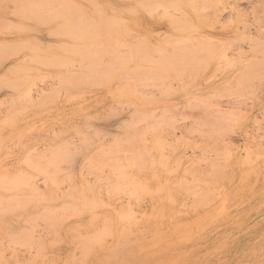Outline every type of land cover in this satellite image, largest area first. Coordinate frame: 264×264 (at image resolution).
I'll list each match as a JSON object with an SVG mask.
<instances>
[{
    "label": "rangeland",
    "instance_id": "374dc122",
    "mask_svg": "<svg viewBox=\"0 0 264 264\" xmlns=\"http://www.w3.org/2000/svg\"><path fill=\"white\" fill-rule=\"evenodd\" d=\"M11 1L12 2L10 3L9 0L7 2L6 0L5 1L0 0V5L3 4L1 5L2 7H0V19L1 20L3 19L4 21L3 20L2 21L3 23H5L9 15L11 17H9V19L6 21L5 24L7 25V27H10L13 24L12 28L10 27L11 29L10 28L8 29L5 24L1 23L2 21L0 20L1 21L0 30L2 28L4 29V31L2 32L0 31L1 32L0 44L6 46L7 45L6 43H9L10 46L14 45L17 47L21 45L22 47L21 42L22 43L30 42L34 45L35 41L33 40L39 39L40 43L39 41L36 42H38L42 47L37 43L38 45L35 44L37 46L34 47L30 46V48L32 47V49H30L29 46H27L26 48H29L30 52L31 50L34 51L35 49L33 50V48L35 47H38L40 51L47 50L46 52L47 54L43 53L42 55L43 57H45V55L47 57V55L49 54L48 52L51 51V47H53L54 44L56 46L59 43L57 45L59 46L60 43L63 44L66 43L70 45V46L67 45L70 48H72L71 47L72 45L73 46L76 45L75 41L77 40L74 41L75 43L71 42L74 40V38L73 40H68V37L65 38V36H67L68 34V33L66 34V31H65L66 35L64 37H62L61 35H55L57 34L56 33L57 30L59 31L61 26V25L59 26V29H56L58 28L57 25L65 23L69 18H71L70 16L74 17L76 20L78 19L77 17L73 16V14L70 15L71 13L69 12L70 10L69 8L66 9L70 13L69 14L70 16H68L67 11H65L66 10L65 6H67L66 4H68L67 1H72V0H63V1L61 0L64 4V7L62 6V2L60 0H57V3H55L56 0L54 1L46 0L47 3L45 0H41V3L43 2L44 4L45 2V4L47 5L46 6L47 9L45 5H41L40 0H37L39 2L36 3L34 2L35 5H37V3L38 5H40V7L37 5L36 6L37 8L32 5L33 3L32 4L30 3L31 0L30 1L21 0V2L20 0H11ZM73 1L74 2L77 1V3L70 2L73 3L72 5L76 4L77 6L79 5H81L82 7L85 6V9H87L88 5L92 6L90 4H87L88 1L87 3H85V1L82 3L81 1L83 0H73ZM107 1H111V0L90 1L92 3H95L96 7L99 6L98 8L100 9L93 8L94 6L92 8L88 7V9L91 8L87 12V14L89 15L87 16L88 19L90 16L92 18V15H90L91 13L95 14L92 11H95L97 9L100 11L97 10L98 15L96 14L93 15L94 20L92 19L93 20L92 21L90 19L91 23H89L90 25H88V27H87L88 23H85L86 28L84 26L83 27L85 29H90V30L92 29V27L93 28H95V26L97 27L98 25L96 23L98 22V18L96 16H100L101 13H103L102 15H106L104 17V20L105 19L107 20L108 17L110 16L108 20L113 24L110 25V22H108V20L107 22L106 20L103 21V24L109 25V26L106 25L107 28L104 30L108 29L109 31V29L112 28V30L118 31L119 25L123 23L125 27L124 25L123 26L120 25V27L121 28L124 27L123 30L127 28L126 31H129L126 32V31H122L121 28L119 29L122 35L128 33L126 34V36L124 35V37L121 35L123 41L125 40L126 42L123 43V41L121 40L124 46L119 47L115 45V39L113 38L118 35L119 31L116 32L111 30L112 32H114L112 34H114L115 36L111 35L112 38H108V42L104 41V47H106V45L107 47L109 45H111L112 47L111 46L108 47L109 50H107L106 47L107 52L104 49L105 51H103L102 55L101 53L98 54L101 56L95 55L94 54L95 48L87 44L86 45L87 50L84 48H80L84 50L79 51L82 52L81 53L82 55L79 57L77 54L78 51L76 50L77 48H75L76 47L75 46L73 49L74 51L76 50L77 53L75 51L74 54H71V56H73L71 57L68 55H70V53H73L72 49L69 50L68 47H65L66 44L64 47L62 44L60 46H62L65 49L68 48V50L66 51L70 53L64 50V52L66 53L63 54V52L61 53V51L63 50L58 51L57 50L58 48L54 49L55 48L54 46L53 50H55L56 52L52 51L50 55L47 57V59L51 58L52 57L51 55L55 52L58 56H56V54H53V56L55 55V57H59L58 60L61 59L62 57L63 60L66 59L67 57H68L67 59L69 58L72 59V60L69 59L70 61L67 60L71 64H68V62L66 61L62 63L63 60H61L62 62L60 60L59 61L56 60V63L54 64H57V66L52 63L51 64L52 66L54 65L57 68L56 67L44 68L42 66L40 67L39 65H42L44 61L41 63V60L43 59H40L41 57L39 56H41L42 53L39 54L40 51L38 50L39 51L38 53L35 52V54H37L36 55L37 57L35 58H38V60L40 59L39 64L35 63L40 67L38 68V66L28 63V61L31 63L37 61L36 59H35L36 61L33 59L34 58L32 56L33 52L32 53L28 52L27 51L28 49L22 50L21 53L19 52L18 55H16L17 57L13 56L15 54V50H17L16 47L15 50L13 49L14 51H12V53L9 55V56L12 55L11 56L12 58L9 59V57L8 58L5 57L3 59L5 61L2 60L0 61V77H5L6 78L5 81L7 82L6 84L4 82V78L3 79L0 78V81L3 80L2 82H0L1 85L2 86L4 85L3 87H1L0 85L1 87L0 89L2 90V91L0 90V107H1L0 121L4 119L2 120V122H0V134H1L0 135V161H1L0 172L2 171L0 175V179L2 182L0 181V183L4 184V181H6L5 178L6 175L5 176L3 175L6 172L12 171V173L15 174L17 172L15 170H18V172L19 170L20 171L25 170L23 169V167L26 168L25 167L26 165L24 166V164L26 163L25 155L27 154L28 150L32 151L31 153L28 151V156L26 158L28 159L27 160L28 163L30 161L29 159L33 158V160H36L35 158H38L40 152L41 154H44L43 152L47 151V153H45V156H47L49 159V157L51 156H52L51 158H55L53 157L55 156L53 154L58 151L57 157H60V160L58 158V161L61 162L58 163L56 161L57 163H55L53 161L55 159L48 160L45 158L46 160L45 159L44 160L45 162H50L49 163L50 166L48 168L51 171L52 170L56 171L57 167L59 166L58 167L59 170L65 168L64 171H66V173L62 169V171L65 174H67V170H69L67 169V167H69L71 164L70 165L68 164L70 163L69 159H68L69 162L68 161L66 162L67 157H65V159L61 158L63 155H61L60 151L62 152V154H64L63 152H65L64 156L66 154L69 155L70 153L75 151L74 155H78V160L77 157L75 156V160H77V162L75 161L76 164L72 162L74 165L73 167L76 168V165L80 163V165L77 166L80 168V166H82L80 161L82 160V164H83L85 158L86 161H84V165L86 163V168L81 170L82 177L81 175L80 177L78 176L80 174L79 169H77L78 171H75L74 168L73 170V172L75 171L74 174L75 175L78 174V175L74 176V178L76 179L73 180L75 182L77 181L79 185H80L79 181H81L79 180V178L84 180V182H86V191H87V186L88 187L92 186L94 187V189H97V186L98 188L100 186V189L93 191L94 192L93 196L91 195L92 192L90 193L88 188V193L86 192V197L90 196L89 208L91 210L87 208L88 205L86 209H88L93 214L98 213L99 217H101L104 214V212L107 210L106 206L109 207L110 205L113 208L111 209V211L114 215V216H110L111 218H113L112 220H114V217L115 219H118L117 217L118 215L119 217L122 218V214L120 215L121 209L127 210V214L123 215V218L126 219L125 222L124 220L121 219L123 223H119L121 225L120 227L123 229L122 232L121 230L120 232H118L117 228H115L116 226L112 228L110 227L111 224H112L111 226H113L114 224L113 221L112 223H110V225H108L109 227L107 226V224L109 223H106L105 221L109 219V214L112 215L109 208H108L109 214L105 215V219L106 217L107 219L105 221L103 220L100 221V219L102 218L104 219V217L98 218V221H100L101 223L98 222L99 225L94 224L95 226L91 223V221L95 217H92L93 219L90 220L89 216L92 215L91 213L89 214L87 213L86 225L92 228L86 226L87 228H89L86 229V237H82L81 239H86V242H88L87 244H89V245L86 244V251L88 248L92 250L88 253H91L92 256L91 262L93 264H124L128 260L140 256V254L144 252L142 251V248H144L146 245L150 243L151 244L154 243L155 245L153 244H152L153 246L150 245L151 246L150 250L148 247L144 249L145 250L148 249V252L149 251L152 252H150L149 255H146L145 258H143L138 264H178V263L179 264H264V70H263L264 69V60H263L264 59L263 56L264 55V49H263L264 48V44H263L264 43L263 41L264 40L263 37L264 36V8H263L264 4L261 3L264 1L240 0L239 2L238 0L236 1L221 0L220 2L221 4L217 3L218 5L220 4L219 7L222 5L220 8L218 7L221 10H219L218 8L216 9L209 8L210 11L207 9L209 11L208 12L205 9V7L199 6V13H197V15L194 14L185 15L177 12L176 9L174 8H166L167 6L165 7L163 5H162L163 7H160L161 5H159L160 9H158V12L157 11H156L157 13L154 12L156 13V15L149 14L154 16L153 17L154 19L152 18V16L150 17L148 14L146 15L145 13H139L140 15L138 16L136 13L135 14L136 18L133 15L134 13H132L131 16V14H129L128 12H123V13L124 14L128 13L130 16H127L128 14L127 15L125 14V16H123L124 14L120 12L118 15V11L116 12V10L114 9L115 6L118 9H125V7L130 5L129 1L127 2L121 1L122 2L121 3L119 2V0L118 2L112 0L111 2H109V4L111 5L113 2L112 4L113 6L109 5L108 7H107L108 5ZM17 2L19 4H15ZM27 2L30 4H28ZM48 2H49V6H48ZM20 3H22L23 7L21 6ZM11 4H13V6ZM70 5L67 7H70ZM258 5L260 6L258 7ZM19 6H21L20 9ZM100 6L105 8H102ZM28 7L31 9H29ZM59 7H61V9H59ZM200 7L202 8V10ZM41 8L42 9L44 8L43 11H40L42 10ZM110 8L113 11L115 10L114 15H112L113 12L111 13ZM23 9H25L26 11ZM53 9L58 11V12L54 11V14L55 15L59 14L57 18L61 17L60 20L61 22L63 21L62 23L60 22V20H55L56 18L54 19L55 17L53 16L54 14L50 13V11H53ZM82 9L85 12V9L84 8ZM170 9L171 10L173 9L175 12L171 11ZM11 10L12 13L10 12ZM13 10L15 15L13 14ZM44 10H47V12ZM70 11L73 12L74 10L72 11L71 9ZM101 11H104L106 14ZM160 11H162L163 13ZM205 11L207 12L205 13ZM251 11L254 12L255 14H253ZM16 12L18 13L20 12L22 15ZM41 12H42V16L40 15L38 16V14H41ZM43 12H46L45 13L46 17ZM238 12L241 14V17L237 15ZM241 12L243 13V15ZM259 12H263V14ZM47 13L48 15L49 13L51 14L49 15V18H51L50 16H52L53 18L52 20L50 19L51 25L48 24L49 22L46 23L47 21L46 22L44 21V18H46L45 20L49 19ZM4 15L7 18L6 17L3 18ZM64 16H67V18L68 17L69 18L65 20L66 18H64ZM200 16L203 19H200L199 18ZM39 17H42L43 19ZM121 17L122 18L125 17V19L128 20L124 21L125 19L124 20L119 19ZM131 18L133 24L132 22H130L131 20H129ZM33 19L34 20L37 19L36 20L38 22L37 24H39V19L40 20L42 19V21H44V23L46 24L45 25L40 21L42 24L46 26L45 27L44 25L42 26L40 24L42 30L39 25L38 26L34 25L37 28L40 27V30H38L39 28L37 29L35 27L36 28L35 32L38 30L36 32L37 33L36 35H34L33 31L29 32V29H32L34 27L33 24H36L35 21L33 22ZM88 19L86 20V22L88 21ZM71 20H73V18ZM79 20H83V19H79ZM121 20H123L124 22H121ZM208 20L209 22H207ZM8 22L9 24H7ZM69 22L70 19L68 20L67 23ZM81 23H83V21ZM99 24H101V22ZM91 25L93 26L90 27ZM16 27L17 28L21 27L20 30L22 33L20 32V30H18L19 28L16 29ZM54 27H56L55 28L56 31L53 34V32H49V31H52ZM66 27L68 28V26ZM66 27L64 28L63 26H61L60 29L61 32L60 31L59 32L64 33V29H67ZM75 27H77V23L75 24ZM13 28H15L16 31H14L15 29ZM84 28L81 27V29L85 30ZM6 29H8V31H5ZM95 31L97 32L98 30ZM120 32L119 34H121ZM188 36H191L190 38L198 40L197 42L191 40L194 42L190 44L191 49L189 48V50L191 52L188 50L190 52L188 53L187 50L185 49V53H188L189 55L188 58H189L190 55L192 54V50L196 52L199 51V53L193 52V55L196 54L194 58L195 57L197 59L199 58L197 61H199L198 63H200V66L198 65V63L197 64L195 63L196 59L194 60L195 61L193 63L194 65L190 60L188 62L189 63L188 66H192L194 67V69L196 65L202 68V69H198L197 67V70H195L198 71V73L196 72V74H200L199 76L195 75V71L194 69H192V67L191 69L194 72L188 71L187 74H185L187 71L185 73L179 72L178 76H176V74L174 75L173 73L171 74L168 73L170 76H166L167 73L165 72H162L164 73V75L166 74L165 76L163 75L161 76L162 73L159 74L160 76H123V75L120 76L122 70L117 66L116 63L117 56L119 54L129 56L131 50H133L132 49L133 46L137 45V43L142 42L143 40L144 42L145 40H149L153 42L152 41L153 39H154V43L171 41L173 43V46L170 47L168 50L170 52L172 51V53H175L176 51L179 50L181 51V49L178 47L180 40ZM34 37H36L37 39L36 38L33 39ZM236 37L237 39H235ZM116 38H118V36ZM149 41L147 43H149ZM46 42L48 44H46ZM198 42L200 44V48ZM78 43L79 42H77V44ZM196 43L198 44V46H196L197 45ZM201 43L202 44L204 43L203 46L201 45ZM145 44L146 42L144 43V45ZM222 44L225 45L223 46ZM192 45L196 47L195 48L196 50L193 49L194 47ZM12 46L11 48H13ZM46 46L50 48L45 49ZM24 47L25 45H23V49H25ZM62 47L59 49H62ZM217 48H220V50L219 49L216 50ZM224 49L227 51L228 54L226 52L222 53L223 51H225ZM1 50L0 52L4 51ZM6 50L8 49L6 48ZM85 50L87 52L89 51L91 54L94 55L92 57H87V53L86 55L85 53H83V51L86 52ZM183 51L184 49H182V52ZM211 51L212 52L214 51L216 55L217 53L226 54V56H228V59L229 56L231 59L235 58L232 59L234 60V63L229 65L231 62H233L231 61L228 64L229 66L227 65L225 67L224 65L226 64L224 63L228 62V60L226 59L227 57L225 58V56L223 55L222 56L217 55L220 57L218 58L216 56L217 58L216 61L218 62V64L214 62L209 66V68L206 69L204 67L206 64L204 65L205 62L203 61V59L206 57V59L204 60H207V58L211 56L209 55L212 53ZM104 52L109 55L105 56ZM156 52L158 53V51ZM214 52L212 53V56ZM159 53L153 55H155V57L158 58ZM75 54H77V57L74 56ZM237 54L242 56H238ZM28 56L30 57L29 60L28 58H26ZM254 56H256L255 58L258 59H255ZM185 57H187V55L184 56V58ZM0 58H2V56H0ZM188 58H186L187 59L186 62L188 61ZM223 58H225L226 60H224ZM23 59L24 61L22 62ZM93 59H95L97 63H95V61L92 62ZM105 59H107L108 61L107 60L105 61ZM18 60H20V62H16ZM82 60H83V65L86 68L87 66L88 67L93 66L92 68H90V71L85 70L86 69L85 67H82L83 71L82 70L78 71L77 68L81 69V66H79V62L82 63ZM99 60L103 61V64ZM247 60H250V62ZM254 60L256 62H259L258 67L256 63L254 65L251 64L252 66H250V63L255 62ZM51 61H55V60H51ZM71 61L72 62L75 61L76 64L72 63ZM59 62H61L62 65ZM99 62L101 63L100 65ZM244 62L247 64L246 66H248V68L244 66L245 64ZM66 63L68 64V67H65ZM177 63H179V61ZM188 63L185 64L187 65ZM219 63L222 64L220 65ZM18 64L20 65L23 64L21 65L23 66L21 68L25 69L24 71L25 73L28 71V69H30L29 67H31L32 69L33 68L40 69V71L37 70L39 72L37 73L35 69H34L35 72H33L34 70L32 71L30 69L33 73H31V71L29 73L28 71L27 74L28 76L26 75L27 78H30L29 76L32 77L31 79L28 80L26 76H23L25 75L23 74L24 73L23 71L22 74L21 73L17 74V72H19V70L21 69L19 68L20 65L18 66ZM58 64L61 65L62 67L59 66ZM46 65L47 67H49L48 64ZM71 65L72 67H74V69L69 67ZM95 65L100 67H96L95 69ZM106 65L107 68H109L110 70L108 71L106 70L107 69L105 68ZM108 65L111 66V68ZM186 65H184V68H186ZM255 65L256 68H254ZM181 66L182 65H180L179 68L177 66L176 67L178 68L179 71L182 70L184 71V69L181 70L182 68ZM218 66L219 67L222 66L220 70L221 71L223 70L222 72L223 74L221 73V71H219ZM112 67H114V69ZM245 67L247 68L246 71L244 69ZM249 67L250 68L253 67L251 68L252 72L250 71ZM17 68H19V70H16L17 72H14V70ZM66 68H68L69 70H67ZM101 68H103V70H105L106 72L103 71ZM94 69L96 70L95 71L96 73L100 72V74L98 73L99 74L98 77H96L97 75L96 76L92 75L96 78L94 77L91 78L92 76L90 77V75L93 73L91 71H94ZM100 69L103 71L102 73H104V75L101 73ZM112 69L115 71H113ZM5 70L6 71L8 70L7 71L8 73ZM70 70H72L71 74L73 70H76L77 73L79 72V76L83 74L85 71L86 72L88 71L87 74L89 75L88 76L84 75L82 77L80 76L82 82L78 80L79 78L77 79L78 81H76V79L73 78L75 76H72V78L74 79L72 80L70 73H67L66 76V72L67 71L69 72ZM175 70L176 69H174V71ZM199 70H202L203 74H201L202 72H200ZM254 70H256L257 72L253 73ZM51 71L53 72L51 73ZM63 71H65L64 72L65 74L62 73ZM60 72L62 73V76H65V78L68 77L69 80L68 78L65 79L64 77L61 80ZM242 72L243 73L245 72L246 74L244 73L243 75ZM68 74L70 77L68 76ZM105 74L108 75V76L106 75L108 77L107 79ZM111 74H113L114 76L113 75L111 76ZM43 75L45 76L42 78ZM109 75L111 76L112 79L111 78L109 79L110 77ZM21 76H23L22 77L23 79H21ZM37 76H39V78ZM33 77L34 78L37 77L35 78V82ZM102 77H105L103 78L104 80L102 79ZM8 78L11 81L10 83L8 81ZM82 78H85V80ZM20 80H23V83L21 81L20 84H17L19 82L16 81H20ZM65 80L68 81L66 82ZM93 80H96L97 83L96 81ZM12 81L14 82L12 83ZM99 81L100 82L102 81L101 84ZM85 82H87L86 85ZM14 83H16L17 87L21 85V89L18 87V89H20L19 92L21 96L19 92H17L18 90L17 88H15L16 85ZM123 83L126 84H124L121 88L123 89V87H125L128 84V86H126L125 88L130 87V90L127 88L129 91L125 88L122 90L119 87ZM13 84L15 85L14 87ZM83 84L84 87H82ZM6 85L8 86L9 89L7 88ZM68 85L71 86V88L75 87V89L73 90L70 89ZM62 86L65 88H63ZM12 88H15V91H13ZM22 88L24 90L23 91L24 93L26 90H27L26 93H29L27 95L25 94V96L28 97V99H26V97H24V93L21 92ZM65 89L66 90L68 89L67 91H69V93H67ZM132 89H134L135 92L134 90L132 91ZM50 95L53 97H51ZM46 96L47 98H45ZM15 98L18 100L16 101ZM19 98H21L20 101ZM48 98L53 100L51 101ZM23 99H25L24 103L27 104L23 103L22 101ZM29 99H33V101L30 100L31 102H33L32 104L29 101ZM11 100L12 102L14 101L13 104H15L14 105L15 107L14 106L12 107ZM26 100L27 102H25ZM39 102L41 103V105L39 104ZM10 103L11 106L10 108H8ZM22 103L23 105H21ZM130 103H133L134 109H136V113H137V115H133V117L131 114L133 112H130L131 108H128L132 106V104L130 105ZM128 104L130 106H128ZM20 107L22 109H20ZM7 108L9 110H7ZM16 109L17 110L19 109V111H17ZM25 109L26 111H24ZM128 112H130V114ZM11 114L15 116L12 117ZM7 115L10 116L9 119L10 121L12 117L11 122L7 119L9 118V116ZM5 117H7L6 118L7 121L5 120ZM131 118L135 119V123L133 125L132 123L134 119L132 120ZM3 121H5L7 125H4L5 122L3 123ZM9 123L12 126H9ZM123 124L125 125V127H122ZM34 128H36L37 130ZM85 137H86V152L85 150L84 151L82 150L84 149L83 139ZM17 138L19 139L17 140L18 142L16 141ZM10 142L11 143L13 142L14 145L13 143L11 144ZM68 143H70L72 146ZM8 144L11 146H9ZM62 144L65 146V148ZM6 145H7V150L8 147L10 150L8 151L6 150ZM75 146L77 149L75 148ZM22 147L24 148L22 149ZM60 148L63 149V151L60 150ZM52 149L54 150V153L52 152ZM4 150H6L7 153H5ZM48 151H50V153ZM146 153H148L149 156ZM36 154L37 156L35 157L34 155ZM29 156L32 158H30ZM44 160H42L43 163ZM19 161L22 162L24 161L25 163L24 162L20 163ZM30 162L33 163L34 161H30ZM52 162L56 164V167L54 164L53 169H52L53 166L51 167ZM40 164L41 163H39V165ZM66 164L68 165L66 166ZM63 165H65V167ZM5 169L7 170L6 172L4 171ZM51 171L49 172L51 173V176H49V178L55 179V184L51 183L50 179L48 178L45 179L39 178L40 180L37 178L35 180V183L37 182L38 184L37 187H39L38 189L44 190V188L47 186L46 188L48 190L45 189L44 192L46 194V192L48 191L47 192L48 194L51 189H52L51 191H53V186H54V189L56 187L54 191L57 190L56 192L59 193L60 197L67 196L66 195L67 193L65 194V196L64 193L65 191L67 192L66 189H68L69 190L68 192H70L68 186H70L71 188L77 183L74 182L75 183L74 184L72 180L69 179L66 175L65 178L67 177L69 181L71 180V182L70 184H68L69 181L64 183V181L66 180L63 179L64 180L63 181L61 179V177L64 178L63 175L61 173H58L61 174L59 178L60 181L63 182L62 184H60L57 180L58 174L56 172H51ZM70 172L72 173V167ZM53 174L56 175L53 176ZM71 176L73 177V173ZM1 177H3V179ZM42 180L43 181L46 180L45 183L46 186ZM56 183L57 186H55ZM3 184L1 186H3ZM78 184L75 185L76 187V188L74 187L75 189H78L77 188L79 186ZM83 184L85 185V183H82V185ZM81 187L83 188V186ZM81 187H79L78 189L79 191L81 190ZM58 189L60 191H58ZM43 190L41 191L43 192ZM82 191L83 190H81L79 193H81ZM56 192H54V194L58 196ZM134 192L136 193V195ZM51 193H49L50 196L52 195ZM82 194H79V197L83 196ZM0 195L5 196V194L2 193L1 191H0ZM6 195L7 196L3 198L9 200L11 196L8 194ZM2 196L0 197L1 201L3 199ZM46 197H48V195ZM60 197L59 199L57 197L56 198L52 197L57 199V202H55L54 204L52 203L55 200L52 201L51 203L50 200L52 199L50 197L49 200L50 202L47 201L46 203L48 202L49 203L46 205L52 204V205H57L56 207H58V205H60L58 204L60 201ZM5 200L3 199V201ZM62 200L65 203L66 200L62 198L61 202ZM6 201L3 203L0 202V207H1V203L3 206H5ZM68 201H66V203H68ZM86 202L89 203L87 200ZM11 204L12 202L9 205ZM71 204L69 206H71ZM9 205H7L8 208ZM52 205H50L51 207L50 206L47 207L52 208L53 207ZM47 207H45L46 211L49 210V212H51V210L48 209ZM64 207L66 208V206ZM60 209L61 208H59V210ZM2 210L0 212H2L3 214L4 212ZM7 210L9 211V209ZM59 210L56 211L60 212ZM40 211L41 208L38 209L39 212L38 216L40 214V217L38 218L37 221L39 220L41 222L43 221L44 225L45 223L47 225L51 221L47 219H50L49 217L51 216H48L46 215V213H43L42 212L43 209L41 212ZM114 211L118 213H114ZM9 212L7 213L9 214ZM13 213L16 214V212ZM13 213L11 212L10 214H12V216L9 214V217L4 213L6 215V219L2 218V217L5 218V215L1 216L0 214L1 216L0 223L2 222L0 226L1 227L0 232L2 230L6 232L8 228V225L5 224L6 220L11 221V225H10L11 228L10 226L9 228L12 230L11 231L10 229H8L6 234L5 232L2 231L0 233L1 240L3 239V237H6V239L8 240L10 236L12 237V234L15 233L17 234V231L19 232L20 230L19 228L26 226L25 223L20 222L21 220L17 222L18 219L16 220L15 218L17 216H14ZM43 214H45L46 216ZM58 214H57L58 216H63L64 213L62 215H60V213ZM67 214L68 213H66L65 215ZM41 216H45V217L41 218ZM52 218L54 219V217H51V219ZM57 219L63 220L65 218L63 216V218L59 217ZM22 221L25 222L24 218ZM37 221L35 223H37ZM45 221H49V222H45ZM13 222L16 224L18 223V225L16 226ZM60 222L62 223L63 221ZM35 223L30 225L31 226L33 225L32 230L37 225L38 229L37 231L36 229H34V232L36 231L35 233L39 234L41 238H38L36 234L34 238L32 236L30 242H35L36 239L38 238V241L36 242L41 241V244L44 245V249L41 251V253H36L35 250H33L35 249V247L33 248L31 247L32 252H28L30 251L29 250L30 248H28V251H26L27 248L25 249L19 246L22 249H17L18 247L16 246L15 250H17V252L19 251L17 253L14 250V248H12L13 245L12 246L6 245L9 244V241L6 240L7 241L6 243L4 239L5 244L2 240L0 242L1 245L0 247L2 248L6 247L5 251L2 250V252H4L3 255L5 256L3 257L4 258L6 257L7 262L4 261L5 259L2 257L1 255L2 253H1L0 257L3 258V260H1V264L3 261H4L3 264L5 262L9 264H18V263L25 264L27 261L30 260V258L35 259V257L38 263H41V261L45 259L44 264H48V263L62 264L61 256H63L66 253V250L69 249L73 253L77 254V257L80 260V262H83L82 260H84V256L81 255V251L79 253V249L77 248V245H79V240L81 239L79 240L76 239L75 240L76 242L70 240L71 243L69 242L68 239H64V240L56 239V238L52 239L51 237H49L48 234L50 231L52 232V228L50 227L51 230L49 228L51 224H48V228L50 231H48L47 229L48 232L47 233L46 230L45 232L43 231L45 229V226L39 228L40 224L43 225L42 223L40 222H38V224ZM64 223L65 222H63L62 224ZM66 225L68 224H64V226ZM96 225L98 226L96 227ZM162 225L166 226L164 227L163 230H161ZM107 228H110L109 231L111 232L110 235L114 230L116 231L117 234L118 233L120 234L115 235L116 233L114 231V236L111 235L110 237H108V235H104V237L106 236L104 238L103 232H105ZM92 229H94V231H92ZM111 229H113V231ZM9 230L10 232H12L11 235L8 234L10 233ZM38 230L41 231V233L44 232L45 234H48V236L45 235L44 233L43 234L39 233ZM95 232H100V233L102 232L101 234L98 233V235L102 236L101 239L102 238L103 239L101 240L99 238L100 240L99 239L97 240V238L100 236L95 237L93 235V233ZM107 232L108 231H106V233ZM158 234L163 235L160 236L162 238H158L159 236ZM95 235L97 236V234ZM62 241H64L65 243ZM98 241L100 242L98 243ZM101 241L104 244H107L105 246L106 247L105 251H107L108 247L110 246L107 253L104 252V244L101 248L102 245L100 244ZM2 242L4 245L1 244ZM7 246L12 248L15 251V253L13 252V250H10V248L7 249ZM161 247H163V249ZM160 249L162 250L159 251ZM151 257H154V259ZM86 264H88V260L86 261Z\"/></svg>",
    "mask_w": 264,
    "mask_h": 264
},
{
    "label": "bare ground",
    "instance_id": "6f19581e",
    "mask_svg": "<svg viewBox=\"0 0 264 264\" xmlns=\"http://www.w3.org/2000/svg\"><path fill=\"white\" fill-rule=\"evenodd\" d=\"M5 1V0H4ZM8 0H6V2H7ZM30 1V0H29ZM32 1V2H31ZM30 1V3L33 5V6H37L38 5V3H37V5H35V3L36 2H39V1H37V0H35V1H33V0H31ZM46 1V0H45ZM54 1V0H53ZM61 1V0H60ZM63 1V0H62ZM61 1V2H62ZM85 1V3H87V1H88V3L87 4H90V5H92V6H87V9H88V7H93V8H98L99 6H97L96 7V5H95V3H92V2H90L89 0H83V1H81L82 3ZM106 1V0H105ZM112 1V0H111ZM111 1H107V7L110 5L109 4V2H111ZM115 1H117L118 2V0H115ZM121 1H129V3H130V5L129 6H127V7H125V9H118V8H116V6H115V10H116V12L118 11V15H119V12L120 13H122V14H124L123 12H128L129 14H131V16H132V13H134L133 15H134V17L136 18V13H137V16L138 15H140L139 13H145L146 15L148 14H155L156 15V13L158 12V9H160V7H163V6H167L166 8H174V9H176V11L177 12H179V13H182V14H185V15H189V14H194V15H197V13H199V6H201V7H205V9L207 10H209V8L210 9H216V8H218L219 7V5L221 4L220 2H221V0H119V2H121ZM236 1V0H235ZM239 2H240V0H238ZM264 1V0H263ZM9 2L11 3L12 1L11 0H9ZM14 2V1H13ZM19 2V1H18ZM15 3V4H19V3ZM20 2H21V0H20ZM35 2V3H34ZM68 2V4L70 5V7H72V8H70V7H67V6H69L68 4H66L67 6H65V9L66 8H69L70 10L72 9V11L73 12H71L69 9V12L71 13H69L68 11H67V9L65 10L63 7H64V4H63V2H62V8L65 10V11H67V13H68V16H70V15H72L73 14V16H75V17H77L78 19L76 20L74 17H72V16H70L71 18H69L70 19V26H71V29H70V26H69V23H67L68 22V18H67V16H64V18H66L65 20H67L65 23H63V24H59V25H57L58 26V28H56V27H54V29L56 28V29H59V26L61 25V26H63L64 28L66 27V26H68V28L67 29H64V33H60L61 31H60V29H61V26H60V29H59V31L57 30V34H55V35H61L62 37H64L67 33V36H65V38H67L68 37V40H73V38H74V40L73 41H71V42H74L75 40H77V41H75L74 43L76 44L75 46H71L72 48H70V47H68L67 45H69V44H66V43H60V45H62L63 44V47L65 46V44H66V46L65 47H68L69 48V50H71L72 49V51H73V53H70V52H68V51H66V50H68V48L67 49H65V48H63L62 46H55V44H54V46H55V48L54 49H57L58 51L60 50H63V51H61V53L63 52V54L64 53H66V52H68V53H70V55H68V56H71V54H74V52L77 50L78 51V53H77V51H76V53L78 54V57L79 56H81L82 54V52H79L80 50L82 51V50H84V49H86V45L88 44V45H90V46H92L93 48H95V51H94V54L95 55H98V54H100L101 53V55H102V53H103V51H105L106 50V47H107V45H106V47H104V41H107L108 42V38H112L111 37V35L113 36L114 34H112V33H114V32H112V31H116V30H112V28H110L109 29V31H108V29L107 30H104V29H106L107 27H106V25H108V24H103V21H105L104 20V17L106 16V15H102L103 13H101V15L100 16H96L97 18H98V22L96 23L98 26L96 27L95 26V28H93L92 26L93 25H91L90 27H92V29L90 30V29H85L86 27V25H85V23H88L87 24V27H88V25H90L89 23H91V21H90V19L92 20L93 19V15H98L97 14V10L98 9H100V8H98L97 10H95V11H92V12H94L95 14H93V13H91L90 14V12H89V14L90 15H92V18H91V16L89 17V19H88V17L87 16H89L88 14H87V12L91 9V8H89L88 10L87 9H85V6L84 7H82L81 5H79V6H77L76 4H74V5H72L73 3H70V2H74L73 0L72 1H67ZM94 2V1H93ZM224 2V1H223ZM23 3V2H22ZM22 3H20L21 4V6L23 7V5H22ZM25 3V2H24ZM28 3V2H27ZM30 3H28V4H30ZM40 3H41V0H40ZM46 3H47V1H46ZM55 3H57V0H56V2ZM74 3H77V1L76 2H74ZM92 3V4H91ZM98 3V2H97ZM103 3V2H102ZM114 3H116V2H114ZM122 3V2H121ZM217 3H220L219 5L217 4ZM262 4H264V2H261ZM14 4V3H13ZM13 4H11L12 6H13ZM28 4H27V6H28ZM80 4V3H79ZM112 4H113V2H112ZM110 5V6H113V5ZM120 4V3H119ZM258 4V3H257ZM1 5H3V4H1ZM0 5V7H2ZM41 5H45V7L47 6L46 4H45V2H44V4H43V2L41 3ZM116 5V4H115ZM159 5H161L160 7H159ZM163 5V6H162ZM216 5H218V6H216ZM225 5H227V4H225ZM255 5H256V3H255ZM4 6H5V4H4ZM8 6V5H7ZM21 6H19V9H20V7ZM29 6H31V5H29ZM39 7H40V5H38ZM48 6H49V2H48ZM54 6V5H53ZM216 6V7H215ZM222 6V5H221ZM220 6V7H221ZM230 6V5H229ZM260 5H258V7H259ZM24 7H26V6H24ZM51 7V6H50ZM49 7V8H50ZM100 7H102V6H100ZM107 7H106V9H107ZM200 7V8H201ZM219 7V8H220ZM224 7V6H223ZM233 7V6H232ZM252 7V6H251ZM262 7V6H261ZM29 8V7H28ZM34 8V7H33ZM37 8V7H36ZM55 8V7H54ZM82 8H84L85 9V12H84V10L82 9ZM102 8H105V7H102ZM113 8V7H112ZM218 8V9H219ZM264 8V7H263ZM22 9V8H21ZM26 9V8H25ZM25 9H23V10H25ZM29 9H31V8H29ZM42 9V8H41ZM44 9V8H43ZM43 9L42 10H40V11H43ZM46 9H47V7H46ZM59 9H61V7H59ZM62 9V10H63ZM111 9V8H110ZM109 9V10H110ZM163 9V8H162ZM204 9V10H205ZM225 9V8H224ZM236 9V8H235ZM16 10H17V8H16ZM52 10V9H51ZM87 10V11H86ZM94 10V9H93ZM102 10V9H101ZM115 10L113 11L112 9H111V13L113 12V14L112 15H114V12H115ZM171 10V9H170ZM169 10V11H170ZM201 10H202V8H201ZM207 10V11H208ZM219 10H221V9H219ZM263 10V9H262ZM20 11V10H19ZM26 11V10H25ZM24 11V12H25ZM39 11V10H38ZM37 11V12H38ZM44 11H46L47 12V10H44ZM54 11H57V10H54L53 9V11H50V13L52 14H54ZM98 11H100V10H98ZM157 11V12H156ZM163 11H165V10H163ZM166 11H167V9H166ZM171 11H174L173 9L171 10ZM207 11H205V13L207 12ZM210 11V10H209ZM208 11V12H209ZM214 11V10H213ZM239 11V10H238ZM255 11V10H254ZM11 13H12V10L10 11ZM22 12V11H21ZM29 12V11H28ZM33 12V11H32ZM36 12V13H37ZM46 12H43L44 14L46 13ZM58 12V11H57ZM101 12H104V11H101ZM154 12H156V13H154ZM160 12H162V11H160ZM175 12V11H174ZM201 12V11H200ZM215 12V11H214ZM220 12V11H219ZM252 12V11H251ZM256 12V11H255ZM16 13H18V12H16ZM20 13V12H19ZM18 13V14H19ZM26 13V12H25ZM49 13V15H51ZM56 13V12H55ZM74 13H76V14H74ZM78 13V14H77ZM105 13V12H104ZM128 13H125L126 15L128 14ZM163 13V12H162ZM242 13V12H241ZM253 14H255L254 12H252ZM251 13V14H252ZM259 13H261V14H263V12H259ZM10 14V13H9ZM13 14L15 15V13H14V10H13ZM21 14V13H20ZM24 14V13H23ZM33 14V13H32ZM43 14V15H44ZM57 14V13H56ZM70 14V15H69ZM81 14V15H80ZM87 14V15H86ZM106 14V13H105ZM117 14V13H116ZM115 14V15H116ZM121 14V15H122ZM125 14L123 15V16H125ZM127 15V16H130V15ZM161 14V13H160ZM6 15V14H5ZM3 16V18L4 17H6V16ZM8 15V14H7ZM11 15V14H10ZM13 15V16H14ZM17 15V14H16ZM22 15V14H21ZM20 15V16H21ZM42 16V12H41V14H38V16ZM49 15H48V13H47V16H48V18H49ZM59 15V14H58ZM58 15H53V16H55L54 17V19L55 20H60L61 19V17L58 19L57 18V16ZM67 15V14H66ZM210 15V14H209ZM237 15H239L240 17H241V14L238 12L237 13ZM242 15H243V13H242ZM247 15V14H246ZM37 16V15H36ZM84 16H86L87 17V19H88V21L86 22V17H84ZM126 16V17H127ZM150 17L152 16V15H149ZM213 16H214V14H213ZM245 16V15H244ZM9 17H11V16H9L8 15V19H9ZM45 17H46V14H45ZM51 18H47L48 20H45L46 18H44V21L46 22V23H48L49 25H51V23H50V19L52 20L53 18H52V16H50ZM82 17V18H81ZM84 17V18H83ZM110 17V16H109ZM109 17H108V19H109ZM119 17V16H118ZM149 17V18H150ZM154 16H152V18H153ZM7 18V17H6ZM5 18V19H6ZM39 18H42V17H39ZM63 18V17H62ZM73 18V20H71ZM133 18V17H132ZM132 18L131 19H129V20H131L130 22H132ZM148 18V19H149ZM151 18V19H152ZM200 19H203L201 16L199 17ZM8 19H6V21L8 20ZM43 19V18H42ZM42 19L40 20L39 19V24H37L38 22L36 21L37 19H33V22L35 21L36 22V24H33V26L34 25H36V26H40V24L43 26L45 23H44V21H42ZM79 19H83V20H79ZM99 19H100V21H99ZM107 19V20H108ZM111 19V18H110ZM119 19H125V17H121V18H119ZM154 19V18H153ZM200 19H199V22H200ZM237 19H238V17H237ZM1 20V19H0ZM3 20V19H2ZM1 20V21H2ZM94 20V19H93ZM92 20V21H93ZM102 20V21H101ZM107 20H106V22H107ZM123 20H121V22H124V21H127L126 19L123 21ZM134 20V19H133ZM150 20V19H149ZM184 20V19H183ZM206 20V19H205ZM204 20V21H205ZM0 21V22H1ZM4 21V20H3ZM3 21L1 22V23H3ZM6 21H5V23H6ZM10 21V20H9ZM42 23H44V24H42ZM54 21V20H53ZM53 21H51V22H53ZM76 21V22H75ZM83 21V23H81ZM120 21V20H119ZM238 21V20H237ZM12 22V21H11ZM32 22V21H31ZM31 22H30V25H31ZM56 22V21H55ZM58 22V21H57ZM60 22H61V20H60ZM63 22V21H62ZM61 22V23H62ZM101 22V24H99ZM105 22V23H106ZM108 22H110L109 20H108ZM203 22V21H202ZM207 22H209V20L207 21ZM235 22V21H234ZM5 23H3V24H5ZM77 23V27H75V24ZM79 23H80V25L81 24H83V25H79ZM3 24H1V25H3ZM7 24H9V22L7 23ZM10 24H12V23H10ZM47 24V25H48ZM64 24H66V25H64ZM94 24V23H93ZM111 24H113V23H111L110 22V25ZM127 24H128V22H127ZM132 24H133V22H132ZM233 24V23H232ZM6 25V24H5ZM13 25V24H12ZM12 25L10 26L11 28H12ZM15 25V24H14ZM18 25V24H17ZM46 25V24H45ZM44 25V26H45ZM79 25V26H78ZM120 25H124L123 23L122 24H120ZM120 25H119V29L121 28L120 27ZM9 26V25H8ZM21 26V25H20ZM36 26H34L33 28L32 27H29V28H32V29H29V32L30 31H33L34 32V35H36L37 33V31L38 30H40V27H36ZM72 26H74V27H72ZM85 28H84V27ZM109 26V25H108ZM114 26V25H113ZM2 27V26H1ZM5 27V26H4ZM6 27H7V25H6ZM10 27H7L8 29L10 28ZM38 29L36 32H35V30H36V28ZM46 27V26H45ZM48 27V26H47ZM79 27V28H78ZM81 27L82 28H84L85 30H83V29H81ZM89 27V28H90ZM110 27H112V26H110ZM124 27H125V25H124ZM124 27H122L121 29H122V31H126V29L127 28H125V30H123L124 29ZM126 27H127V25H126ZM233 27V26H232ZM247 27V26H246ZM10 28V29H11ZM19 28V27H18ZM17 27H16V29H18ZM21 28V27H20ZM20 28L18 29V30H20ZM35 28V29H34ZM78 28V29H77ZM114 28V27H113ZM115 28H116V26H115ZM259 28V27H258ZM3 29V28H2ZM0 30L1 32L2 31H4V29L3 30ZM8 29H6L5 31H8ZM13 29H15V28H13ZM16 29L14 30V31H16ZM54 29H52V31H49V32H53V34H54V32L56 31V29L54 30ZM70 29V30H69ZM79 29H81V30H79ZM119 29H118V31H119ZM230 29V28H229ZM41 30H42V27H41ZM88 30V31H87ZM95 30H98L97 32L95 31ZM112 30V31H111ZM11 31V30H10ZM63 31V30H62ZM65 31H66V34H65ZM69 31V32H68ZM118 31H116V32H118ZM0 32V33H1ZM20 32H21V30H20ZM26 32H28V31H26ZM40 32V31H39ZM59 32V33H58ZM108 32H109V34H108ZM116 32H115V34H116ZM120 32V31H119ZM119 32H118V38H116L117 36H115L113 39H115V45L116 46H124V44L123 43H126L125 42V40L123 41V38L121 37V35H122V33L121 34H119ZM126 32H129V31H126ZM125 32V33H126ZM261 32V31H260ZM259 32V33H260ZM4 33H6V32H4ZM22 33V32H21ZM42 33V32H41ZM45 33V32H44ZM3 34V33H2ZM39 34V33H38ZM62 34H64V35H62ZM80 34V35H79ZM124 34V33H123ZM126 34H128V33H126ZM126 34H124L125 36H126ZM51 35V34H50ZM78 35H79V37H78ZM124 35H122L123 37H124ZM2 36V35H1ZM27 36V35H26ZM53 36V35H52ZM60 36V37H61ZM33 37V36H32ZM121 37V38H120ZM191 36H188V37H185V38H182L181 40H180V42H179V44H178V47L181 49V51L179 52V51H176L175 53H172V51L170 52L168 49L170 48V47H172L173 46V43L171 42V41H167V42H155L154 43V39L152 40L153 42H151V41H149V40H145V42H146V44L144 45V40L142 41V42H139V43H137V45H134L133 46V50H131V52H130V55L128 56V55H118L117 56V66H118V68H120L122 71V73L120 74V76L121 75H123V76H160L159 74H161L162 72H165V73H167V75L166 76H170L168 73H173L174 75L176 74V76H178L179 75V72L181 73V72H186L185 74H187L188 73V71L189 72H194L195 70H197V63L199 62V61H197L198 59L195 57L194 58V56L196 55V54H194L193 55V52H196V51H193L192 50V54L190 55V57L188 58V53H190L191 51L189 50V48L191 49V43H194L193 41H198L197 39H193V38H190ZM240 37V36H239ZM261 37V36H260ZM264 37V36H263ZM36 37H34L33 39H35ZM42 38V37H41ZM55 38V37H54ZM76 38V39H75ZM131 38V37H130ZM32 39V40H33ZM37 39V38H36ZM63 39V38H62ZM229 39V38H228ZM235 39H237V37L235 38ZM250 39V38H249ZM25 40H26V38H25ZM123 41V43H122V41ZM191 40H193V41H191ZM252 40V39H251ZM33 41H35L34 42V45L32 44V43H30V42H21V44H22V47H21V45L20 46H17V47H19V48H17L16 46H12L13 48H11V46H10V44L9 43H6L7 45L5 46V45H2V44H0V50L1 49H3V50H1V51H3V52H0V56H2V58H0V61L2 60V61H5V60H3L5 57L6 58H8L9 57V59L10 58H12L11 56H9L11 53H12V51H14L15 50V47H16V49L17 50H15V54L13 55V56H16V55H18V53L20 52L21 53V51L22 50H27L28 52H30V49H32V47H34V46H37L39 43H40V41H39V39H37V40H33ZM36 41H39V43L38 42H36ZM65 41H66V39H65ZM149 41V43H147ZM220 41V40H219ZM218 41V42H219ZM224 41V40H223ZM261 41V40H260ZM264 41V40H263ZM262 41V42H263ZM42 42V41H41ZM67 42H69V41H67ZM77 42H79L78 44H77ZM136 42V41H135ZM200 42H202V41H200ZM222 42V41H221ZM226 42V41H225ZM248 42H249V40H248ZM250 42H252V41H250ZM27 43H29V44H27ZM38 43V44H37ZM43 43V42H42ZM110 43V42H109ZM108 43V44H109ZM142 45H141V44ZM215 43V42H214ZM224 43V42H223ZM228 43V42H227ZM235 43V42H234ZM258 43H259V41H258ZM5 44V43H4ZM27 44V45H26ZM32 44V45H31ZM35 44H37V45H35ZM46 44H48L47 42H46ZM105 44H106V42H105ZM197 44V43H196ZM198 44H199V42H198ZM198 44L196 45V46H198ZM204 44V43H203ZM203 44L201 43V45L203 46ZM221 44V43H220ZM219 44V45H220ZM264 44V43H263ZM263 44H262V47H263ZM8 45H9V47H10V49H9V47H8ZM23 45H25V49H23ZM40 45V44H39ZM190 45V46H189ZM223 45V44H222ZM222 45H221V47H222ZM225 45V44H224ZM223 45V46H224ZM27 46H29V48H30V46H32L30 49L29 48H26ZM41 46V45H40ZM47 46H49V45H47ZM45 47V49L47 48V49H49L50 47H51V45H50V47L48 48V47ZM53 46V47H54ZM70 46V45H69ZM111 45H109L108 47H110ZM188 46V47H187ZM193 46V45H192ZM258 46V45H257ZM260 46V45H259ZM42 47V46H41ZM53 47H51V51L50 52H48L49 54L47 55V57L50 55V53L52 52V51H55V50H53ZM62 47V49H59V48H61ZM77 48L75 51H74V49L73 48ZM108 47H107V50H109L108 49ZM112 47V46H111ZM194 47V46H193ZM192 47V48H193ZM219 47V46H218ZM251 47H253V46H251ZM6 48L8 49V50H6ZM78 48H79V50H78ZM80 48H84V49H80ZM196 47H194L193 49L194 50H196L195 49ZM199 48H200V44H199ZM204 48V47H203ZM12 49V50H11ZM14 49V50H13ZM20 49V50H19ZM35 49V50H34ZM44 49V48H43ZM44 49V50H45ZM103 49V50H102ZM105 49V50H104ZM182 49H184V53L182 52ZM185 49L187 50V52L188 53H185ZM220 50V48H217L216 50ZM254 49V48H253ZM255 49H256V47H255ZM254 49V50H255ZM264 49V48H263ZM33 50L34 51H32L31 50V52L30 53H32V56L34 57H32L36 62H34V63H31V62H29L28 60H29V56L28 57H26V58H28V63L29 64H34V65H36L35 63H40V59H43V60H41V63H42V65H39L40 67L42 66V67H46V68H54V67H56L57 66V64H54V63H56V60H58V58L59 57H55V55L53 56V54H56L55 52L50 56L51 58H48L47 59V57H46V55H45V57H43L42 55H43V53L44 54H47L46 52H47V50L46 51H40V49H38V47H35V48H33ZM40 52H39V51ZM64 50L66 51V52H64ZM87 50V49H86ZM85 50V51H86ZM107 50H106V52H107ZM190 52H189V51ZM199 50V49H198ZM203 50V49H202ZM225 50V49H224ZM10 51V52H9ZM71 51V52H72ZM112 51V50H111ZM156 51H158V53H159V56H158V58H156L155 57V55H153V54H158ZM215 51V50H214ZM213 51V52H214ZM35 52L36 53H38L39 52V54L40 53H42L41 54V56H39V57H41L39 60H38V58H35V57H37L36 55L37 54H35ZM114 52V51H113ZM212 52V51H211ZM210 52V53H211ZM212 52V53H213ZM216 52H218V51H216ZM227 53V51L225 50V51H223L222 53ZM5 55H4V54ZM14 53V52H13ZM25 53V52H24ZM59 53V52H58ZM67 53V54H68ZM80 53V54H79ZM83 53H85V55H86V53H87V57H92L94 54H91L89 51L87 52H84L83 51ZM89 53V54H88ZM110 53V52H109ZM183 53V54H182ZM196 53H199V51H197ZM202 53V52H201ZM212 53L211 54H209V55H211L210 57H208L207 58V60H204V59H206V57L203 59V61L205 62L204 63V67L207 69V68H209V66L212 64V63H214V62H216L217 64H218V62L216 61V56L217 55H223V56H225V58L228 60V62H226V63H224V64H226V65H224L225 67L231 62V61H233V62H231L229 65H231L232 63H234V60H232V59H235V58H230V56H229V59H231V60H229L228 59V56H226V54H220V53H217V55L215 54V52H214V54H213V56H212ZM2 54V55H1ZM7 54V55H6ZM33 54H35V55H33ZM77 54H75L74 56L75 57H77ZM91 54V55H90ZM104 54H105V56H107V55H109V54H106L105 52H104ZM104 54H103V57H104ZM182 54V55H181ZM205 54V53H204ZM228 54V53H227ZM26 55V54H25ZM60 55V54H59ZM66 55V54H65ZM101 55H98V56H101ZM116 55V54H115ZM187 55V57H185L184 58V56H186ZM202 55V54H201ZM233 55V54H232ZM238 55V54H237ZM56 56H58L57 54H56ZM181 56H183V57H181ZM206 56V55H205ZM215 56V57H214ZM238 56H242V55H238ZM264 56V55H263ZM17 57V56H16ZM55 57V58H54ZM71 57H73V56H71ZM95 57V56H94ZM109 57V56H108ZM218 58H220L219 56H217ZM256 56H254V58H255ZM24 58V57H23ZM26 58H25V60H26ZM31 58V59H32ZM68 58V57H67ZM64 59L63 60V57L61 58V59H59L60 61L61 60H63V62L62 63H64L65 61L66 62H68V64H71L69 61L70 60H72V59ZM97 58V57H96ZM95 58V59H96ZM107 58V57H106ZM110 58V57H109ZM185 59V60H183V59ZM186 58H188V61L186 62ZM193 59V61H192V59ZM225 58H223L224 60H226ZM238 58V57H237ZM253 58V59H254ZM32 59V60H33ZM50 59V60H49ZM75 59H77V58H75ZM79 59V58H78ZM95 59H93L92 60V62L93 61H95ZM180 59H181V61H180ZM196 59V60H195ZM255 59H258V58H255ZM51 60H55V61H51ZM58 60V61H59ZM67 60H69V61H67ZM97 60V59H96ZM107 59H105V61H106ZM116 60V59H115ZM189 60L192 62V64L195 62L196 64V67H195V69H194V67H192V66H188L189 65ZM195 60V61H194ZM202 60V59H201ZM220 60V59H219ZM223 60V61H224ZM264 60V59H263ZM24 61V59L22 60V62ZM31 61V60H30ZM99 61H101V60H99ZM108 61V60H107ZM175 61V62H174ZM179 61V63H177ZM247 61H249L250 62V60H247ZM252 61V60H251ZM255 61V60H254ZM16 62H20V60H18V61H16ZM21 62V63H22ZM26 62V61H25ZM46 62H48V63H46ZM50 62V63H49ZM61 62H59V63H61ZM72 62V61H71ZM87 62V61H86ZM102 62V64H103V61H101ZM201 62V61H200ZM219 62H221V61H219ZM14 63V62H13ZM54 64V65H56V66H52V64ZM62 63H61V65H62ZM72 63H75V61L74 62H72ZM78 63V62H77ZM88 63V62H87ZM95 63H97V61H95ZM107 63V62H106ZM184 63V64H183ZM185 63H188L187 65L185 64ZM202 63V62H201ZM223 63V62H222ZM221 63V64H222ZM245 63V62H244ZM248 63V62H247ZM257 64V67H258V63L259 62H252V63H250V66H252V65H254V64ZM46 64H48L49 65V67H47V65ZM51 64V65H50ZM68 64L66 63L65 64V67H68ZM76 64V63H75ZM80 64H82V65H80ZM101 63L99 62V65H100ZM105 64V63H104ZM111 64V63H110ZM109 64V65H110ZM113 64V63H112ZM220 64V63H219ZM220 64V65H221ZM252 64V65H251ZM17 65V64H16ZM20 64H18V66H19ZM21 65H23V64H21ZM20 65V67L19 68H21V67H23V66H21ZM59 65V64H58ZM61 65H59V66H61ZM67 65V66H66ZM74 65V64H73ZM86 65V64H85ZM108 65V66H109ZM180 65H182L180 68H181V70L182 69H184V71L182 70V71H179L178 70V68H179V66ZM184 65H186V68H184ZM194 65V64H193ZM198 65L200 66V63H198ZM216 65V64H215ZM214 65V66H215ZM228 65V66H229ZM247 64L245 63L244 64V66H246ZM260 65V64H259ZM13 66V65H12ZM36 66H38V65H36ZM38 66V68H40ZM77 66H78V64H77ZM79 66H81V69L80 68H77L78 69V71L79 70H82L83 68L82 67H85L84 65H83V60H82V63L81 62H79ZM178 68H177V67ZM262 66V65H261ZM27 67V66H26ZM62 67V66H61ZM65 67H63V68H65ZM70 68H73L74 69V67H72V65L71 66H69ZM75 67H76V65H75ZM93 67V66H92ZM92 67H88L87 66V68L85 69V70H88V71H90V68H92ZM96 67H100V66H96L95 65V69H96ZM110 68H111V66H109ZM189 67H190V69H189ZM191 67H192V69H194V71L191 69ZM219 67V66H218ZM222 67V66H221ZM221 67H219L218 69H219V71H221L220 69H221ZM247 68H248V66H246ZM244 68L245 69V71H246V69L247 68ZM260 67V66H259ZM19 68H17V69H15L14 70V72H17L16 70H19ZM32 71L35 69V68H31V67H29ZM57 68V67H56ZM105 68H107V65H106V67ZM104 68V69H105ZM113 69H114V67H112ZM215 68V67H214ZM250 68V67H249ZM251 68H253V67H251ZM250 68V71L252 70ZM254 68H256V65H255V67ZM30 69H28V71H29V73H30ZM59 69H60V67H59ZM67 70H69L68 68H66ZM76 69V68H75ZM94 69V71H91V72H93L92 74H91V72H90V77L92 76V75H94V76H96V77H98L99 76V74H100V72H98V70H97V72L99 73H96L95 70ZM102 70H103V68H101ZM100 69V70H101ZM112 69V70H113ZM120 69H117V70H120ZM174 69H176L175 71H174ZM187 69V70H186ZM198 69H202V68H200V67H198ZM204 69V68H203ZM224 69V68H223ZM36 70V72L37 73H39L37 70H39L40 71V69H35ZM35 70L33 71V72H35ZM49 70V69H48ZM101 70V73L103 72V71H105V70H103L102 71ZM107 71L108 70H110L109 68H107L106 69ZM117 70H116V72H117ZM260 70H261V68H260ZM264 70V69H263ZM262 70V71H263ZM6 71V70H5ZM8 71V70H7ZM6 71V72H7ZM10 71V70H9ZM13 71V70H12ZM22 71L24 72L25 71V69H23V68H21L20 70H19V72H17V74H19V73H21L22 74ZM28 71L25 73H23V74H25V75H23V76H26L27 74H28ZM31 71V73H33ZM66 71V70H65ZM65 71H63L62 73H64ZM71 71L72 70H70L69 72L67 71L66 72V76H67V73H70L71 74ZM83 71V70H82ZM87 71V72H88ZM113 71H115V70H113ZM200 72H202V70H199ZM203 71H205V70H203ZM2 72V71H1ZM53 71H51V73H52ZM86 72V71H85ZM83 73V74H81L80 76L82 77V76H84V75H86V76H88L89 74H87V72L86 73ZM106 72V71H105ZM120 72V71H119ZM196 72L198 73V71H195V75H200V74H196ZM199 72V73H200ZM223 72V70L221 71V73ZM252 72V71H251ZM250 72V73H251ZM254 72H257L256 70H254L253 71V73ZM8 73V72H7ZM13 73V72H12ZM45 73V72H44ZM50 73V72H49ZM62 73L60 72V75H61V80H62V78L64 77L65 78V76H62ZM96 73V74H95ZM109 73V72H108ZM243 73V72H242ZM245 73V72H244ZM244 73H243V75H244ZM252 73V74H253ZM260 73V72H259ZM4 74H6V73H4ZM36 74V73H35ZM65 74V73H64ZM73 74H75V75H73ZM103 75H104V73H102ZM110 74V73H109ZM115 74V73H114ZM190 74V73H189ZM201 74H203V72L201 73ZM223 74V73H222ZM246 74V73H245ZM15 75V74H14ZM51 75V74H50ZM77 75H78V77H77ZM107 74H105V76H106ZM113 74H111V76H112ZM165 76L164 75V73H162L161 74V76ZM243 75H241V76H243ZM11 76H12V74H11ZM23 76H21V79H23L22 77ZM28 76V75H27ZM27 76H26V78H27ZM45 75H43L42 76V78L44 77ZM68 76H69V74H68ZM72 76H75V77H73L74 79H76V81H81L82 82V80H81V77L79 76V72L77 73L76 72V70H73V72H72V74H71V78H72ZM94 76H92L91 78H93ZM108 76V75H107ZM106 76V79L108 78ZM110 76V75H109ZM111 76L109 77V79L111 78ZM114 76V75H113ZM251 76V75H250ZM13 77H15V76H13ZM30 78H27L28 80L29 79H31L32 77L31 76H29ZM38 78H39V76H37ZM37 77H35V78H37ZM41 77V76H40ZM70 77V76H69ZM96 77H94V78H96ZM0 78H4V82L7 84V82L5 81L6 80V78L5 77H0ZM19 78V77H18ZM26 78H24V79H26ZM34 78V77H33ZM35 78H34V82H35ZM66 78H68V77H66ZM65 78V79H66ZM70 78V79H71ZM72 78V80H74ZM79 78V79H78ZM89 78V77H88ZM90 78V79H91ZM103 78H105V77H102V79ZM20 79V78H19ZM18 79V80H19ZM41 79V78H40ZM78 79V80H77ZM82 79H84L85 80V78H82ZM90 79H89V81H90ZM106 79H105V81H106ZM112 79V78H111ZM119 79V78H118ZM12 80V79H11ZM16 80V79H15ZM37 80H39V79H37ZM64 80V79H63ZM68 80H69V78H68ZM67 80V81H68ZM83 80V81H84ZM87 80V79H86ZM104 80V79H103ZM3 81V80H2ZM2 81H0V82H2ZM8 81H9V83L11 82L10 81V79L8 78ZM22 81V83H23V80H20V81H16V82H19V83H17V84H20V82ZM66 81V80H65ZM65 81H64V83H65ZM66 81V82H67ZM88 81V80H87ZM93 81H96V80H93ZM129 81V80H128ZM132 81V80H131ZM3 82V83H4ZM14 81H12V83H13ZM33 82V81H32ZM92 82V81H91ZM100 82V81H99ZM102 82V81H101ZM101 82H100V84H101ZM110 82V81H109ZM125 82H127V81H125ZM11 83V84H12ZM63 83V82H62ZM86 83L87 82H85V85H86ZM95 83V82H94ZM96 83H97V81H96ZM10 84V85H11ZM15 85H16V83H14ZM13 84V87L15 86ZM28 84V83H27ZM99 84V85H100ZM121 84V83H120ZM124 84H126V83H123L121 86H119L120 88L124 85ZM0 85H1V83H0ZM94 85V84H93ZM119 85V84H118ZM4 86V85H3ZM2 85H1V87H3ZM7 86V85H6ZM5 86V87H6ZM29 86H32V85H29ZM126 86H128V84L126 85ZM125 86V87H126ZM0 87V88H1ZM20 89H21V85H19L18 86ZM18 87H17V85H16V87L15 88H17V92H19L20 91V89H18ZM23 87V86H22ZM63 87V86H62ZM68 87H70V89H75V87L74 88H71V86H69L68 85ZM68 87H66V88H68ZM77 87V86H76ZM82 87H84V84L82 85ZM125 87H123V89L125 88ZM7 88H8V86H7ZM15 88H12L13 89V91H15ZM63 88H65V87H63ZM81 88V87H80ZM118 88V87H117ZM128 88V87H127ZM127 88H125V89H127ZM4 89V88H3ZM9 89V88H8ZM24 89H25V87H24ZM29 89V88H28ZM122 89V88H121ZM122 89V90H123ZM129 90H130V87L128 88ZM127 89V90H128ZM1 90V89H0ZM6 90V89H5ZM68 90V89H67ZM66 89H65V91L67 92V93H69V91H67ZM81 90V89H80ZM128 90V91H129ZM134 89H132V91H133ZM2 91V90H1ZM8 91H10V90H8ZM24 90H23V88H22V93H24L23 92ZM27 91V90H26ZM26 91H25V93H24V97H26L25 96V94L27 95V94H29V93H26ZM64 91V92H65ZM30 92V91H29ZM71 92V91H70ZM76 92V91H75ZM134 92H135V90H134ZM13 93V92H12ZM18 94V93H17ZM19 94H20V92H19ZM15 95V94H14ZM17 96H19V95H17ZM16 96V97H17ZM20 96H21V94H20ZM22 96H23V94H22ZM51 96V95H50ZM12 97V96H11ZM49 97V96H48ZM51 97H53V96H51ZM55 97V96H54ZM74 97V96H73ZM18 98V97H17ZM30 98V97H29ZM45 98H47V96L45 97ZM16 99V98H15ZM20 99L21 98H19V101H20ZM26 99H28V97H26ZM43 99V98H42ZM48 99H50V98H48ZM12 100H14V99H12ZM12 100H11V103H12V107L15 105V104H13V102H12ZM18 99H16V101H17ZM24 100L25 99H23L22 101H23V103H24ZM30 100H32L33 101V99H29V101ZM51 100V99H50ZM49 100V101H50ZM53 100V99H52ZM51 100V101H52ZM2 101V100H1ZM40 101H42V100H40ZM48 101V102H49ZM10 102V101H9ZM25 102H27V100L25 101ZM31 102V101H30ZM45 102H46V100H45ZM2 103V102H1ZM6 103V102H5ZM4 103V104H5ZM11 103H10V105H9V107L8 108H10V106H11ZM18 103H20V102H18ZM23 103L21 104V105H23ZM33 102H31V104H32ZM37 103V102H36ZM9 104V103H8ZM24 104H27V103H24ZM39 104L41 105V103L39 102ZM132 104V106H133V103H130V105ZM2 105V104H1ZM20 105V104H19ZM46 105V104H45ZM44 105V106H45ZM47 105H48V103H47ZM129 104H128V106H130ZM27 106V105H26ZM132 106L131 107H128V108H131V110H130V112H133V113H131L132 114V117H133V115H137V113H136V109H134V106H133V108H132ZM15 107V106H14ZM22 107V106H21ZM20 107V109H22ZM28 107V106H27ZM38 107V106H37ZM1 108V107H0ZM3 108V107H2ZM7 108V110H9ZM24 108H26V107H24ZM23 108V109H24ZM40 108V107H39ZM42 108H44V107H42ZM5 109V108H4ZM14 109V108H13ZM30 109V108H29ZM32 109V108H31ZM10 110H12V109H10ZM17 110V109H16ZM129 110V109H128ZM17 111H19V109L17 110ZM23 111V110H22ZM24 111H26V109L24 110ZM47 111V110H46ZM9 112V111H8ZM13 112H16V111H13ZM45 112V111H44ZM130 112H128L129 114H130ZM18 113V112H17ZM41 113V112H40ZM40 113H39V115H40ZM20 114V113H19ZM22 114V113H21ZM43 114V113H42ZM45 114V113H44ZM5 115V114H4ZM10 115V114H9ZM9 115H7V116H9ZM18 115V114H17ZM11 116L12 117H14L13 116V114H11ZM129 116H131V115H129ZM12 117H11V121H12ZM135 117V116H134ZM6 118L7 117H5V120H6ZM8 120L10 119V116H9V118H7ZM25 119V118H24ZM132 120L134 119V118H131ZM2 120H4V119H2ZM2 120L0 121V122H2ZM7 121V120H6ZM10 121V120H9ZM10 121V122H11ZM15 121V120H14ZM137 121V120H136ZM5 121H3V123H4ZM123 122V121H122ZM121 122V123H122ZM125 122V121H124ZM130 122V121H129ZM6 123V122H5ZM4 123V125H7V123L5 124ZM15 123V122H14ZM13 123V124H14ZM135 123V119L133 120V123H132V125ZM137 123V122H136ZM126 124H127V122H126ZM124 125V124H123ZM122 125V127H125V125L123 126ZM129 125V124H128ZM9 126H12V125H10V123H9ZM127 126V125H126ZM7 127V126H6ZM39 128V127H38ZM34 129H36V128H34ZM37 130V129H36ZM34 131V130H33ZM1 132H2V130H1ZM71 132H73V131H71ZM74 132H76V131H74ZM68 133V132H67ZM21 134V133H20ZM31 134V133H30ZM65 134V133H64ZM63 134V135H64ZM80 134H81V132H80ZM1 135V134H0ZM23 135V134H22ZM28 135V134H27ZM26 135V136H27ZM7 136V135H6ZM25 136V137H26ZM83 136V135H82ZM35 137V136H34ZM59 137V136H58ZM57 137V138H58ZM31 138V137H30ZM11 139V138H10ZM60 139V138H59ZM85 139V140H84ZM83 139V143H84V149H82L83 151L85 150V152H86V137ZM17 140H19L18 138L16 139V141ZM81 140V139H80ZM4 141V140H3ZM6 141V140H5ZM24 141V140H23ZM60 141V140H59ZM2 142V141H1ZM7 142V141H6ZM13 142H14V140H13ZM12 142V143H13ZM18 142V141H17ZM35 142V141H34ZM3 143V142H2ZM5 143V142H4ZM11 143V142H10ZM9 143V144H10ZM11 143V144H12ZM81 143H82V141H81ZM7 144V143H6ZM8 144V145H9ZM18 144V143H17ZM16 144V145H17ZM24 144V143H23ZM22 144V145H23ZM49 144V143H48ZM57 144V143H56ZM68 144H70V143H68ZM13 145H14V143H13ZM19 145H21V144H19ZM33 145V144H32ZM60 145V144H59ZM58 145V146H59ZM63 145V144H62ZM65 145H66V143H65ZM71 145V144H70ZM81 145V144H80ZM9 146H11V145H9ZM24 146V145H23ZM28 146V145H27ZM64 146V145H63ZM72 146V145H71ZM82 146V145H81ZM14 147V146H13ZM21 147V146H20ZM68 147V146H67ZM24 147H22V149H23ZM53 148V147H52ZM64 148H65V146H64ZM74 148V147H73ZM75 148H76V146H75ZM4 149V148H3ZM14 149V148H13ZM12 149V150H13ZM15 149H17V148H15ZM27 149V148H26ZM30 149V148H29ZM55 149V148H54ZM58 149V148H57ZM67 149V148H66ZM77 149V148H76ZM75 149V150H76ZM6 150H7V145H6ZM6 150H4L5 151V153H7L6 152ZM8 150H10L9 149V147H8ZM7 150V151H8ZM11 150V151H12ZM32 150H34V149H32ZM56 150V149H55ZM60 150H62L63 151V149H61L60 148ZM68 150H69V148H68ZM74 150V149H73ZM72 150V151H73ZM81 150V151H82ZM24 151V150H23ZM27 151V150H26ZM30 153L32 152L31 150H28ZM28 151H27V154L25 155V164H24V166L26 167V168H24L23 167V169H25V170H22V171H20L19 170V172H18V170H15V171H17L15 174H13L12 173V171L10 172V171H8V172H6L7 170L5 169L4 171L6 172L5 174H3L4 176H5V178H6V181H4V184H3V186H1L2 184L0 183V191L2 192V193H4L5 194V196L3 195H0V197L2 196V198L3 197H6L7 195L6 194H8V195H10L11 197L9 198V200L8 199H6V198H3L5 201H6V205L5 206H3L2 205V203L3 202H5V201H3V199H2V201H1V198H0V202H2L1 203V207H0V211L2 210L6 215H8V217H9V214L12 212H16V214H14L13 213V215L14 216H17V217H15L16 218V220H17V222H19V220H21L20 222H22V223H25L26 224V226H24V227H26V228H24V227H21V228H19L20 230H19V232L21 233H19L18 231H17V234L15 233V234H12V237L10 236H8L7 238H8V240L6 239V237H3V242H4V244H5V241L7 240V241H9V244H6V245H13L12 246V248H14V250H15V247L17 246L18 248L17 249H22V248H27V250L26 251H28V248H30L29 250L30 251H28V252H32L31 250H32V248L33 247H35V249H33V250H35V252L36 253H41V251L44 249V245L43 244H41V241H39V242H36V241H38V238H41V236H39V234H37V233H35L36 231H37V225L35 226V224H38V222H40V223H42L43 225H41L40 224V227H39V225H38V227L39 228H41V227H44L45 226V229L44 228H42V229H44L43 231L45 232V230H46V232H47V229H48V231H50L51 230V228H52V232L50 233H48L49 234V237H51L52 239H61V240H64V239H68L69 240V242L71 243V241L70 240H72V241H74V242H76L75 240L77 239V240H79V239H81L82 237H86V229H89V228H92V227H89V226H87L86 224V215H87V213L89 214V213H91V215L92 216H89L88 218L90 219V220H92L93 218L92 217H95L92 221H91V223L94 225V224H98V222L99 223H101L100 221L101 220H103V221H105L106 219H107V217H106V219H105V215H108L109 214V210H108V208L110 209V211H111V209H113L110 205H109V207H107L106 206V208H107V210L104 212V214L102 215V214H100V215H102L101 217H99V214L98 213H96L97 215H98V217H97V215L94 213H92V212H90L88 209H86V207H87V205H88V207L87 208H89L90 206V196H87L86 197V192L88 193V188H89V192L91 193L92 192V196L94 195L93 193V191H96L97 189H100V186H99V188H98V186H97V189H94V187H92V186H87V191H86V182H84V180H82V179H80L79 177H80V175H81V170L82 169H85L86 168V163H85V165H84V161H86V159L84 158V161H83V164H82V160L80 161L81 162V165L82 166H80V168L79 167H77L78 165H80V163L78 164V165H76V168L75 167H73L74 165H73V163H75L76 164V162H77V160H78V155H74L75 154V151H73L72 153H68L69 155H65L64 156V154H65V152H63L64 154H62V152L60 151V153H61V155H63L61 158H63V159H65V157H67V159H66V162L68 161V159H69V161H70V163H68L70 166L69 167H67V169H69L70 171H71V167H72V173H73V177L71 176L72 175V173L69 171V170H67V174H65L66 173V171H64V169H63V171L65 172H63L62 171V169L61 170H59L58 169V167H57V169H56V171L55 170H50L48 167L50 166V162H45V160L46 159H48V157L47 156H45V153H47V151L46 152H43L44 154H41V152H40V154L38 155V158H39V160L40 159H42V160H44L45 158V160H44V163H43V161L42 160H38V158H35L36 156H37V154L36 155H34L35 157V159L36 160H33V158L32 157H30L31 156V154H30V158H32V159H29L30 161H34L33 163L32 162H30L29 161V163H31V164H29L28 162H27V160L28 159H26L27 158V156H28ZM71 151V150H70ZM82 151V152H83ZM36 152V151H35ZM49 153H50V151H48ZM52 152L54 153V150L52 149ZM51 152V153H52ZM56 152V151H55ZM58 152V151H57ZM52 153L53 155H55V156H53V157H55V158H51V157H49V159L48 160H53V159H55V160H53L55 163H59V162H61V161H58V158H59V160H60V157H57V154L58 153ZM79 152V151H78ZM4 153V152H3ZM67 153V152H66ZM34 154V153H33ZM79 154V153H78ZM147 155H148V153H146ZM13 155V154H12ZM15 155V154H14ZM51 155V154H50ZM60 156V155H59ZM75 156L77 157V160H75ZM81 156V155H80ZM149 156V155H148ZM14 157V156H13ZM81 158V157H80ZM150 158V157H149ZM5 159V158H4ZM24 159V158H23ZM57 159V160H56ZM62 159V160H63ZM38 160V161H37ZM80 160V159H79ZM37 161V162H36ZM42 161V162H41ZM57 161V162H56ZM64 161V160H63ZM68 161V162H69ZM76 161V162H75ZM1 162V161H0ZM20 163H23L22 161H19ZM54 162H52L51 163V167H52V169L54 168ZM65 162V161H64ZM65 162V163H66ZM73 162V163H72ZM3 163V162H2ZM38 165H37V164ZM39 163H41L40 165H39ZM36 164V165H35ZM43 164V165H42ZM45 164V165H44ZM53 164V165H52ZM68 164H66V166L68 165ZM92 164V163H91ZM45 166V167H44ZM61 166V165H60ZM64 167H65V165H63ZM17 167H18V165H17ZM22 167V166H21ZM20 167V168H21ZM55 167H56V164H55ZM13 168V167H12ZM44 168H46V169H44ZM74 168H75V171H78L77 169H79V172H80V174L78 175V174H76V175H78L79 177H77V178H79V180H81V181H79L80 182V185L81 186H83V188L77 183V181L75 182L74 180L76 179V178H74V176H76L74 173H75V171L73 172V170H74ZM19 169V168H18ZM22 169V168H21ZM51 172H56L57 174L58 173H61L62 175H63V177L64 178H62L61 177V179L63 180H66V181H64V183L65 182H67V181H69L68 180V178L69 179H71L72 180V182L74 183H77L79 186L77 187L78 189H79V187H81V190H83L81 193H79L80 191L78 190V189H75L76 187H75V185H77V184H73L74 186L73 187H71L70 188V186H68L69 187V189H70V192H68L69 190L68 189H66L67 190V192L65 191V193H64V196H65V194L67 195V196H65V197H60L59 196V193L58 192H56V191H54L55 189H56V187H55V189H54V186H53V191H51L50 190V192L49 193H51V192H53V193H51L52 195L50 196V194L48 193L47 194V192H46V194L48 195V197H46L47 195L45 194V192H44V190L45 189H47L46 187V180H42L43 181V183L45 184V188H44V190L43 189H38L39 187H37L38 186V184H37V182L35 183V180L38 178H40V179H45V178H48V179H50V182L51 183H54L55 184V179H51V178H49V176H51V173H49L50 171ZM3 170V169H2ZM45 170H48V171H45ZM58 170H59V172H58ZM3 171V172H4ZM44 171V172H43ZM62 171V172H61ZM2 172V171H1ZM1 172H0V175H1ZM10 172V173H9ZM7 173H9V174H7ZM64 173V174H63ZM69 173V174H68ZM49 174V175H48ZM61 174H58V176H57V180H58V182L60 183V184H62L63 182L62 181H60V178H59V176H61ZM71 174V175H70ZM2 175V176H3ZM54 175H56V174H53V176ZM65 175L68 177H66L65 178ZM68 175H70V176H68ZM3 176V177H4ZM39 176H42V177H39ZM43 176H44V178H43ZM3 177H1L2 179H3ZM81 177H82V175H81ZM53 178V177H52ZM59 178V179H58ZM39 179V180H40ZM74 179V180H73ZM53 180V181H52ZM71 180L69 181V183L68 184H70V182H71ZM0 181H1V179H0ZM38 181V180H37ZM49 181V180H48ZM2 182V181H1ZM49 182V183H50ZM50 183V184H51ZM82 183H85V185L83 184L82 185ZM37 184V185H36ZM71 185H72V183H71ZM55 186H57V183H56V185ZM61 186V185H60ZM59 186V187H60ZM96 186V185H95ZM75 187V188H74ZM2 189H3V191H2ZM60 189V188H59ZM58 189V191H60ZM93 189V190H92ZM41 190H43V192L41 191ZM48 190V189H47ZM92 190V191H91ZM79 191V192H78ZM99 191V190H98ZM97 191V192H98ZM54 192H56L57 194H58V196L60 197V201H59V203L58 204H60V205H58V207H56L57 205H52V204H54L55 202H57V199H55L56 197L59 199V197L57 196V195H55L54 194ZM84 192V193H83ZM133 192V191H132ZM83 193V194H82ZM135 193V192H134ZM133 193V194H134ZM63 194V193H62ZM79 194H82L83 196H81V197H79ZM135 195H136V193H135ZM51 197V199L52 200H50V197ZM52 197H55V198H52ZM89 197V198H88ZM65 199L66 201H68V203H66V201H65V203L63 202V200H62V202H61V199ZM66 198H69V199H66ZM11 199V200H10ZM72 201H71V200ZM89 199V200H88ZM51 201V203H52V201H54L52 204H49V205H46V204H48L50 201ZM86 200L89 202V203H87L86 202ZM47 201H49L48 203H46ZM8 202V203H7ZM12 202V204L11 205H13V206H11V205H9L10 203ZM71 202H72V204H71ZM62 203H64V204H62ZM75 203V204H74ZM64 205V206H66V208L64 207V206H62V205ZM71 204V206H69ZM100 204V203H99ZM7 205H9V208H8V206ZM50 205H52L53 207V209L52 208H50L51 206ZM47 206H50L49 208L47 207ZM61 206V207H60ZM101 206V205H100ZM39 207V208H38ZM45 207H47L48 209H50L51 210V212H49V210H47L46 211V208ZM6 208V209H5ZM41 208V211H42V209H43V213H46V215H48V216H51V217H54V219L52 220L51 219V217H49L50 219H47V220H51L50 222L49 221H45V222H49L48 224H51L50 226H49V228H50V230H49V228H48V224L46 225V223H45V225H44V222L42 221H37L38 220V218L40 217V214H39V216H38V209H40ZM59 208H61L60 210H59ZM62 208H64V209H62ZM7 209H9V211H11V212H9ZM45 209V210H44ZM90 209V208H89ZM128 209V208H127ZM54 212H53V211ZM56 210H59L60 212H58V211H56ZM87 210V211H86ZM91 210V209H90ZM122 210H124V211H122ZM40 211V212H41ZM89 211V212H88ZM7 212H9V214L7 213ZM120 215L122 214V218L121 217H119V215L117 216V215H115V216H117L118 217V219H115V217H114V220H112L113 218H111L110 216H114L113 215V213H112V211H111V213H112V215H110L109 214V219H107L105 222L106 223H109V224H107V226L108 225H110V223H112V221H113V226H111L110 225V227L112 228V227H115V228H117V231L118 232H120V230H121V232H122V228L120 227L121 225L119 224V223H123L122 222V220H124V222H125V220L126 219H124L123 218V215H126L127 214V210L126 209H121L120 210ZM2 214V212H0V214H1V216H4L5 214ZM56 213V214H55ZM58 213H60V215H62L63 213V216H64V218L65 219H63V220H61V219H57V218H63V216H58L59 214ZM66 213H68L67 215H65ZM114 213H118V212H116V211H114ZM42 214V213H41ZM58 214V215H57ZM6 215H5V218L4 217H2L3 219H6ZM11 216H12V214H10ZM43 215H45V214H43ZM45 215V216H46ZM95 215V216H94ZM0 216V217H1ZM13 216V217H14ZM19 216V217H18ZM45 216H41V218L42 217H45ZM47 216V217H48ZM58 216V217H57ZM66 216H67V219H68V222H67V219H66ZM102 217H104V219L102 218ZM116 217V218H117ZM1 218V219H2ZM12 218V217H11ZM20 218V219H19ZM23 218H24V221L25 222H23L22 220H23ZM98 218H102V219H100V221H98ZM122 219V220H121ZM64 220H66V221H64ZM90 220H89V222H90ZM95 220H97V221H95ZM109 220V221H108ZM2 221V220H1ZM13 221V220H12ZM37 221V223H35ZM60 221H63V222H65L64 224H68V225H66V226H64V224H62ZM94 221V222H93ZM102 221V222H103ZM14 222H15V220H14ZM13 222V223H14ZM31 222V223H30ZM67 222V223H66ZM97 222V223H96ZM104 222V223H105ZM2 223V222H1ZM1 223H0V226H1ZM33 223H35L34 224V229H36V231L34 232V229L32 230V226L30 225V224H33ZM5 224L6 225H8V228H7V230H6V232L8 231V229H10L11 228V221L10 220H6L5 221ZM16 226L18 225V223L16 224V223H14ZM28 225V226H27ZM99 225V224H98ZM98 225H96V227L98 226ZM9 226H10V228H9ZM89 227V228H87V227ZM95 226V225H94ZM4 227V226H3ZM12 227H13V224H12ZM31 227V228H30ZM109 227V226H108ZM164 227H166V226H164V225H162L161 226V230H163L164 229ZM22 228H24V229H22ZM28 228H30V229H28ZM120 228V229H119ZM0 229H1V227H0ZM109 229V230H108ZM114 229V228H113ZM113 229H111L112 231H113ZM119 229V230H118ZM11 230V229H10ZM10 230H9V232H10ZM41 230V229H40ZM3 231V230H2ZM1 231V232H2ZM12 231V230H11ZM32 231H33V233H32ZM42 231V232H43ZM92 231H94V229H92ZM96 231V230H95ZM106 231H108L107 233H106ZM106 231L105 232H103L104 234H103V237H104V235H108V237H110L111 235H113L114 236V231L112 232V234L110 235V233L111 232H109L110 231V228H107L106 229ZM0 232V233H1ZM3 232H5V231H3ZM6 232H5V234H6ZM14 232H16V231H14ZM13 232V233H14ZM38 232L39 233H41V231H39L38 230ZM43 232V233H44ZM11 233L12 232H10V233H8V234H10L11 235ZM18 233H19V235H18ZM32 233V234H31ZM43 233H41V234H43ZM83 233H85V234H83ZM98 233L99 234H101L100 232H95V233H93V235L95 236V237H98V236H100V235H98ZM115 233H116V231H115ZM172 233V232H171ZM7 234V235H8ZM36 234H37V236H38V238L36 239V237H35V239H36V241L35 242H30V239L32 238V236H33V238H34V236H36ZM45 234V233H44ZM48 234H45V235H47L48 236ZM95 234H97V236L95 235ZM118 234H120V233H118ZM117 233L115 234V235H118ZM6 235V236H7ZM75 235V236H74ZM159 235V236H158ZM157 236H158V238H162V237H160V236H163V235H160V234H158ZM3 236V235H2ZM5 236V235H4ZM16 237V238H14V237ZM43 236V235H42ZM170 236V235H169ZM94 237V238H95ZM101 237L102 236H100V237H98L97 238V240L100 238L101 239ZM106 237V236H105ZM104 237V238H105ZM4 239H5V241H4ZM99 239V240H100ZM103 239V238H102ZM101 239V240H102ZM1 240V236H0V242L2 241ZM7 241H6V243H7ZM3 242L1 243L2 245H4L3 244ZM62 242H64V241H62ZM100 241H98V243H99ZM65 243V242H64ZM66 243H67V240H66ZM73 243V242H72ZM88 242H86V239H81V240H79V245H77V248L79 249V253H80V251H81V255H83L84 256V260H82L83 262H80V260L78 259V257H77V254L76 253H73L72 251H70V249L69 250H66V253L63 255V256H61V261H62V264H86V261L88 260V264H93L92 262H91V260H92V256H91V253H88V252H90V251H92L90 248H88L87 249V251H86V244H87ZM100 244H102L101 245V248H102V246H103V242L101 241V243ZM153 245H155L154 243H152ZM151 243L150 244H148V245H146L144 248H149V250H150V247L151 246H153ZM87 245H89V244H87ZM107 244H104V252H106L107 253V251L109 250V248H110V246L108 247V250L107 251H105V246H106ZM151 245V246H150ZM1 246V245H0ZM22 247V248H20V247ZM32 247V248H31ZM89 247H91V246H89ZM155 247V246H154ZM1 248V251H0V254L2 255V257L3 256H5V255H3V253L4 252H2V250L3 251H5V248L3 247H0ZM10 247L9 246H7V249H9ZM12 248H10V250H13ZM144 248H142V251H144L142 254H140V256H138L137 258H133V259H130V260H128L127 262H125L124 264H138L143 258H145V256L146 255H149L150 254V252H152V251H149L148 252V249H144ZM153 248V247H152ZM156 248V247H155ZM162 249H163V247H161ZM68 249V248H67ZM162 249H160L159 251H161ZM13 250V252L15 253V251L17 252V250H15L14 251ZM141 251V252H142ZM164 251V250H163ZM19 252V251H18ZM17 252V253H18ZM0 255V256H1ZM86 255H87V258H86ZM2 257H0V264H1V260H3V258ZM2 258V259H1ZM151 258H153L154 259V257H151ZM5 260L4 261H6L7 259H6V257L4 258ZM3 261V262H4ZM154 261V260H153ZM3 262H2V264H3ZM7 262V261H6ZM4 263V264H9V263ZM17 262V261H16ZM19 262V261H18ZM44 262H45V259H43L42 261H41V263H38L37 261H36V257H35V259L33 258H30V260L29 261H27L25 264H44ZM19 264V263H18ZM49 264V263H48ZM179 264V263H178Z\"/></svg>",
    "mask_w": 264,
    "mask_h": 264
}]
</instances>
